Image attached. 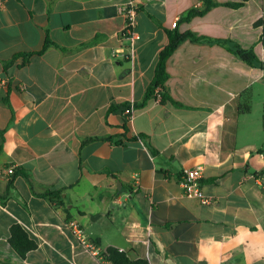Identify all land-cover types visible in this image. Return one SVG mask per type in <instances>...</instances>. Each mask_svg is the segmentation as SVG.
Returning <instances> with one entry per match:
<instances>
[{"label": "crops", "instance_id": "1", "mask_svg": "<svg viewBox=\"0 0 264 264\" xmlns=\"http://www.w3.org/2000/svg\"><path fill=\"white\" fill-rule=\"evenodd\" d=\"M193 6L202 0H0V260L114 264L113 248L132 264H264V124L251 117L264 69L186 39L166 59L160 99L125 112L152 82L166 29L229 38L264 61L254 25L264 0L181 20ZM194 166L208 204L183 194L181 172ZM14 223L37 243L24 258L8 241Z\"/></svg>", "mask_w": 264, "mask_h": 264}, {"label": "trees", "instance_id": "2", "mask_svg": "<svg viewBox=\"0 0 264 264\" xmlns=\"http://www.w3.org/2000/svg\"><path fill=\"white\" fill-rule=\"evenodd\" d=\"M244 0H240L237 2H218L215 0H202V6H193L189 8L181 17L180 19L183 21H189L194 16H200L206 13L210 8L218 5H225L229 7H238L242 5ZM256 25H260L262 29L261 33V42L264 44V20L257 19L254 22ZM125 33V32H124ZM166 33L168 36V43L159 53V59L156 65L155 73L152 79V82L146 89V94L143 100L138 103L140 106L145 103L150 95H153L154 90L158 86H162L164 83L167 73L165 70V62L168 56L176 49V47L183 41V40H191V41H204L208 43H218L226 47L229 51L237 55L240 59L248 63L249 65L260 67L264 69V61H262L257 54L255 53L253 47H243L238 42L229 39V38H211L206 35H198L193 31L187 30L184 32H180L178 29L168 30L166 29ZM53 42L46 37L45 43L43 48L39 51L42 52L49 44ZM33 51L21 53L22 55V65L28 63L30 56L33 54ZM154 152L153 149H151ZM17 168L15 169V171ZM41 196L47 198L50 202L59 201L61 199L60 192L57 190H48L40 193ZM8 241L12 248L18 253V255L22 258L26 255L29 250L36 248L37 243L34 239H32L26 230L19 224L14 223L10 228V235ZM109 258L112 260L114 264H132V262L124 256L122 252L117 251L116 249L110 248L109 249ZM2 264H14L8 260H0Z\"/></svg>", "mask_w": 264, "mask_h": 264}, {"label": "built area", "instance_id": "3", "mask_svg": "<svg viewBox=\"0 0 264 264\" xmlns=\"http://www.w3.org/2000/svg\"><path fill=\"white\" fill-rule=\"evenodd\" d=\"M137 12L136 5L133 4V1H129L125 8H124V15H125V26H124V32L128 35V38L130 39V44L128 46V52L127 54L129 56H132V53L135 48L136 40L139 39L140 35L136 30V20L135 15ZM176 22H173L172 25L175 26ZM154 98L159 100L161 97V87L158 86L154 90ZM134 111V105L131 103L128 105L125 109V112L128 116V118H131ZM8 172H12V169L9 168L7 170ZM202 168L200 166H194L192 168H186L181 172L180 175V184L183 189V194L190 197H198L200 200V203L202 204H208L212 201L211 197H208L206 195L202 194L201 190V178H202ZM138 181V177H134V182ZM71 227L74 230V235L78 239V241L86 245L92 254L97 255V246L91 241L89 236L85 233V231L79 227L75 222H71ZM225 264V263H222Z\"/></svg>", "mask_w": 264, "mask_h": 264}, {"label": "rangeland", "instance_id": "4", "mask_svg": "<svg viewBox=\"0 0 264 264\" xmlns=\"http://www.w3.org/2000/svg\"><path fill=\"white\" fill-rule=\"evenodd\" d=\"M258 19L264 20V12L261 14V16ZM254 25L256 24L254 23ZM193 27H202V24H199L198 21H195L193 24ZM253 116L256 118V120H259L261 121L262 124H264V97L262 99H257L256 102L254 103L253 112L251 113V117ZM252 128L253 130H259L261 132L260 123H254ZM262 133H263V130H262ZM261 150H264V144L261 146Z\"/></svg>", "mask_w": 264, "mask_h": 264}]
</instances>
